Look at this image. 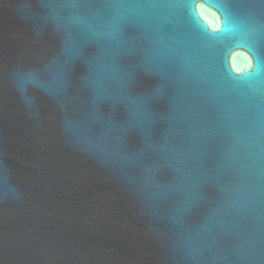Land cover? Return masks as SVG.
Here are the masks:
<instances>
[{"label": "water", "instance_id": "water-1", "mask_svg": "<svg viewBox=\"0 0 264 264\" xmlns=\"http://www.w3.org/2000/svg\"><path fill=\"white\" fill-rule=\"evenodd\" d=\"M197 2L0 0V264H264V0Z\"/></svg>", "mask_w": 264, "mask_h": 264}, {"label": "clouds", "instance_id": "clouds-1", "mask_svg": "<svg viewBox=\"0 0 264 264\" xmlns=\"http://www.w3.org/2000/svg\"><path fill=\"white\" fill-rule=\"evenodd\" d=\"M192 13L201 26L212 33L235 32L237 30L236 24L231 23L220 11L205 0H198ZM229 68L231 73L237 77L249 76L254 71L259 70L252 56L241 50H235L230 54Z\"/></svg>", "mask_w": 264, "mask_h": 264}, {"label": "snow or ice", "instance_id": "snow-or-ice-1", "mask_svg": "<svg viewBox=\"0 0 264 264\" xmlns=\"http://www.w3.org/2000/svg\"><path fill=\"white\" fill-rule=\"evenodd\" d=\"M213 2L216 3L217 6H220V5H222L223 3H225L226 0H213ZM220 10H221V12H222V14H223L224 10H223L222 7L220 8ZM188 14H189V16L191 17L192 20H194L197 24H199L198 21H197V19H196L195 16L193 15V13H192L189 9H188ZM211 34H212V35H217V34H215V33H211Z\"/></svg>", "mask_w": 264, "mask_h": 264}]
</instances>
